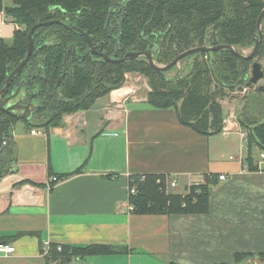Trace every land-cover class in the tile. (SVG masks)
Masks as SVG:
<instances>
[{
	"label": "crops",
	"instance_id": "1",
	"mask_svg": "<svg viewBox=\"0 0 264 264\" xmlns=\"http://www.w3.org/2000/svg\"><path fill=\"white\" fill-rule=\"evenodd\" d=\"M18 29L0 13V38L10 40ZM138 91L115 90L91 109L65 115L63 126L14 127L10 172L0 177V239L16 251L0 254V264H236L242 254L244 264H264V163L255 158L258 171L245 164L240 131L248 130L238 122L240 131L199 135L175 110L152 108ZM86 161L82 173L49 186L50 167L70 174ZM149 174L174 178L185 191L205 175L226 179L206 214L141 215L129 206L130 179ZM55 245L128 251L66 263L50 256Z\"/></svg>",
	"mask_w": 264,
	"mask_h": 264
},
{
	"label": "trees",
	"instance_id": "2",
	"mask_svg": "<svg viewBox=\"0 0 264 264\" xmlns=\"http://www.w3.org/2000/svg\"><path fill=\"white\" fill-rule=\"evenodd\" d=\"M263 10L262 0H13L9 8L0 0V13L5 12L20 27L12 43L0 38V96L5 100L20 90L14 101L20 100L23 106L32 102L35 106L29 121L23 120L21 113L13 116L0 111V177L10 172L6 158L14 152L11 139L18 123L45 129L63 126L65 115L87 111L99 98L123 88L128 73L149 79L152 90L147 101L152 108L175 110L180 123L199 135L222 133L220 100L237 87H252V66L264 59V40L254 60L239 58L229 49L198 53L183 60H192L187 74L170 78L166 73L160 75L146 57L124 63L103 60L90 53L85 35L98 52L111 58H124L128 53L148 52L152 48L155 63L167 66L181 53L194 48L230 45L243 55L247 49L253 51L260 38L257 22ZM54 20L62 23L34 31V52L5 90L8 77L27 57L34 26ZM242 125L248 130L245 164L250 171H258L253 147L264 151V122ZM87 161L70 174H56L50 167L49 186L82 173ZM168 179L156 174L131 177L130 189H136V194H129L133 211L141 215L209 212L210 197L220 176L205 175L203 183L189 186L185 194L169 191ZM28 183L45 186L31 181L20 184ZM1 243L4 241L0 239ZM123 251L128 250L110 245L61 246L59 250L55 245L50 256L70 263L74 258ZM261 255L264 257V253ZM247 258L244 254L236 256V264H244Z\"/></svg>",
	"mask_w": 264,
	"mask_h": 264
},
{
	"label": "water",
	"instance_id": "3",
	"mask_svg": "<svg viewBox=\"0 0 264 264\" xmlns=\"http://www.w3.org/2000/svg\"><path fill=\"white\" fill-rule=\"evenodd\" d=\"M263 20H264V10L261 12V14L258 18V22H257V28L260 32V38L257 41L253 51L248 55H243V54L237 52L236 49L230 45H219V46H215V47H201V48H194L191 50H187V51L181 53L179 56H177V58H175L167 66H160V65H157L155 63L154 58H153V54H152V48L148 52L128 53L127 55H125L124 58H115L114 59V58H111L104 53L98 52L96 50V48H94L91 38L88 35H85V36H86V39L88 40V43L90 46V53H93L95 55H98L99 57H102L103 60H105L107 62L124 63L127 61L135 60V59L140 58V57H146L148 59L149 63L155 68V70L160 75H164L165 73L171 71L175 66H178L185 58L192 56L194 54H198V53H205V52L212 53V52H216V51L223 50V49H229L239 58H242L245 60H254L256 58L258 50H259V48H260V46L264 40ZM109 22H110V18H108V20H107V27L109 25ZM60 23H62L60 20H54V21L39 23L36 26H34V28L32 29V31L30 32V35H29L30 42H29L27 57L10 74V76L8 77L7 82H6L7 84H6L5 90L8 89V87L10 86L14 77L23 71L24 67L28 64V62H29V60H30V58L34 52V40H33L34 31L36 29H38L39 27H46V26L51 25V24H60ZM72 29H74L80 33H83L77 27H73ZM115 41L118 43V39H115ZM261 81H264V68L260 62L256 61L252 66L251 75L249 78V85L258 86V90L260 92H264V85L259 84ZM19 93H20V90H18L15 95H13V96L5 99V100H3V97L0 96V111H4V112H6L10 115H13V116H17V115H19V113H21L20 117L23 120L29 121L30 116H31V111L34 110L35 106L32 104V102H30L26 106H23V105H21L20 100L14 101L15 98L19 95Z\"/></svg>",
	"mask_w": 264,
	"mask_h": 264
},
{
	"label": "rangeland",
	"instance_id": "4",
	"mask_svg": "<svg viewBox=\"0 0 264 264\" xmlns=\"http://www.w3.org/2000/svg\"><path fill=\"white\" fill-rule=\"evenodd\" d=\"M4 2L10 6L13 4V0H4ZM12 39L7 40V42L12 43ZM251 51L252 48L245 50V55L250 54ZM191 64V59L183 61L177 66L176 69L167 72L166 75L170 78H175L177 76L187 74L189 72ZM261 64L264 68V59L261 60ZM259 84L264 85V81H261ZM128 85H136V87L138 86V95L140 98H147L148 93L152 90L149 84V79L139 73H128L126 75V83L124 87ZM128 91L129 90L124 89L115 93L118 97L120 95L126 94ZM220 104L223 108L224 118L229 115H234L238 122L250 126L256 123L264 122V92L258 91V86L247 87L243 85L237 87L234 91H228L227 96L224 99L220 100ZM229 152L235 155V157L240 156V152L234 149H228L227 153ZM261 152L262 151H260L258 148L255 149V147H253L254 158L259 157ZM203 181L201 183H203ZM172 191L183 193L185 192V188L183 186H179L176 189H172Z\"/></svg>",
	"mask_w": 264,
	"mask_h": 264
},
{
	"label": "built area",
	"instance_id": "5",
	"mask_svg": "<svg viewBox=\"0 0 264 264\" xmlns=\"http://www.w3.org/2000/svg\"><path fill=\"white\" fill-rule=\"evenodd\" d=\"M234 130H237V131H240V126L238 124V121L236 120L235 116L234 115H229L225 118L224 120V128H223V133L224 134H228ZM241 132V135H242V138L244 140H246L247 142V139H248V133L245 132V131H240ZM44 132L42 131H39V130H33L32 131V134L33 135H41L43 134ZM7 145V141H4L3 142V147H5ZM231 159H233V157H230ZM260 160H261V163H264V151L260 153V156H259ZM226 179V176H220V180H225ZM52 180H56V178H52ZM201 183V182H200ZM200 183H196V184H200ZM167 185H168V190L170 191V189H176L178 184H177V180H175L174 178H169L167 180ZM129 194H136V189L135 188H132L130 189L129 191ZM129 206H130V209L131 210H134L133 206L130 205L129 203ZM61 250V247L59 248ZM16 251V248L14 245H11V244H3L1 243L0 244V254H3L5 256H11L15 253Z\"/></svg>",
	"mask_w": 264,
	"mask_h": 264
},
{
	"label": "bare ground",
	"instance_id": "6",
	"mask_svg": "<svg viewBox=\"0 0 264 264\" xmlns=\"http://www.w3.org/2000/svg\"><path fill=\"white\" fill-rule=\"evenodd\" d=\"M226 118V117H225ZM225 118H224V120H225ZM223 128H224V122H223ZM222 133H223V130H222Z\"/></svg>",
	"mask_w": 264,
	"mask_h": 264
}]
</instances>
